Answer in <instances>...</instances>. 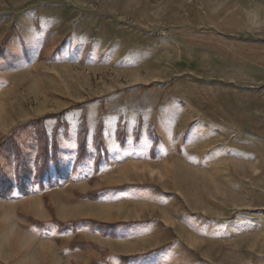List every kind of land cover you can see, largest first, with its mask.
<instances>
[{
  "label": "rangeland",
  "instance_id": "rangeland-1",
  "mask_svg": "<svg viewBox=\"0 0 264 264\" xmlns=\"http://www.w3.org/2000/svg\"><path fill=\"white\" fill-rule=\"evenodd\" d=\"M12 134L0 264H264V0H0Z\"/></svg>",
  "mask_w": 264,
  "mask_h": 264
},
{
  "label": "trees",
  "instance_id": "trees-1",
  "mask_svg": "<svg viewBox=\"0 0 264 264\" xmlns=\"http://www.w3.org/2000/svg\"><path fill=\"white\" fill-rule=\"evenodd\" d=\"M51 118H54V116H52ZM45 122V120H38L35 122H32L29 124V126H36V129L41 130V128H43V123ZM12 136H14V134H12L10 137L6 138L5 140L0 142V149H2L4 147V145L11 140ZM47 137L46 134L44 133L43 136L41 137V140L39 142L40 146H41V151L39 152V157L43 159V165L41 166V168L39 169V172L37 173V175H45L48 173L49 171V156H48V143H46ZM85 143L86 141L83 140L81 143V155H80V159L85 155L86 153V149H85ZM18 165V162H17ZM20 170V169H19ZM3 179H4V175L2 172V169L0 168V191H1V187H2V183H3ZM94 196V195H93ZM88 196H83V198H87ZM92 196H89V198H91ZM54 222L57 223L58 227H60L61 230H65L67 228L75 227L78 225V223H71V224H62V223H58L55 219L53 220ZM102 227H106L105 224H99ZM92 248H95L94 246H90Z\"/></svg>",
  "mask_w": 264,
  "mask_h": 264
}]
</instances>
